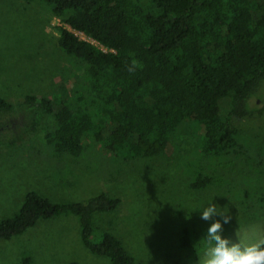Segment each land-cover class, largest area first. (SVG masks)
<instances>
[{"label":"trees","instance_id":"trees-1","mask_svg":"<svg viewBox=\"0 0 264 264\" xmlns=\"http://www.w3.org/2000/svg\"><path fill=\"white\" fill-rule=\"evenodd\" d=\"M40 1L61 23L59 49L84 69L83 96L70 104L26 95L18 106L0 97V148L20 143L50 116L52 128L44 139L56 154L79 157L90 138L126 161L152 159L164 154L190 121L201 129L202 157L244 161L247 148L236 122L252 114L249 100L264 84V0ZM70 29L98 46L78 40ZM223 101L229 105L226 115ZM259 160L253 163L264 165ZM215 178L199 172L190 189L203 191ZM120 202L100 194L85 202L53 203L30 191L19 210L0 221V241L39 220L71 215L92 255L109 264H141L108 232L97 244L91 240L93 215L114 212ZM240 202L245 213L258 208L264 219V196L247 193ZM188 233L182 230L183 249L190 246Z\"/></svg>","mask_w":264,"mask_h":264},{"label":"rangeland","instance_id":"rangeland-1","mask_svg":"<svg viewBox=\"0 0 264 264\" xmlns=\"http://www.w3.org/2000/svg\"><path fill=\"white\" fill-rule=\"evenodd\" d=\"M59 26L40 0H0L1 98L18 106L26 95L70 104L83 96L84 69L59 49ZM220 107L222 115L229 112L227 101ZM248 107L252 114L236 122L247 148L244 161L202 157L201 129L190 121L180 126L166 152L152 159L126 161L90 138L84 140L79 157L56 154L44 139L53 124L46 116L23 141L0 148V221L12 217L30 191L53 203L85 202L106 194L121 202L114 212L93 215L94 244L108 232L141 264H204L208 245L202 238L213 220L223 223L220 216L200 219L212 200L218 212L232 217L223 225L222 237L241 246L258 243L264 240V219L258 218V208L245 213L240 196H264V165L253 163L264 160V155L257 159L264 153V84ZM199 172L215 175L216 182L193 191L189 185ZM182 230L189 232L188 249L179 246ZM0 264H109V260L83 247L79 221L69 215L39 220L23 234L0 241Z\"/></svg>","mask_w":264,"mask_h":264},{"label":"clouds","instance_id":"clouds-1","mask_svg":"<svg viewBox=\"0 0 264 264\" xmlns=\"http://www.w3.org/2000/svg\"><path fill=\"white\" fill-rule=\"evenodd\" d=\"M211 201L209 206L201 211L200 219L209 221L214 216H220L223 223L213 220L202 238L208 245V259L204 264H264V240L241 246L240 243H233L230 239L222 237L223 225L229 224L232 217L218 212L217 206Z\"/></svg>","mask_w":264,"mask_h":264},{"label":"built area","instance_id":"built-area-1","mask_svg":"<svg viewBox=\"0 0 264 264\" xmlns=\"http://www.w3.org/2000/svg\"><path fill=\"white\" fill-rule=\"evenodd\" d=\"M78 40L81 41H86L88 43L93 44L94 46H98L97 43H95L93 40H91L90 38L86 37L83 33L78 32V31H74V30H69ZM104 51V50H103Z\"/></svg>","mask_w":264,"mask_h":264}]
</instances>
